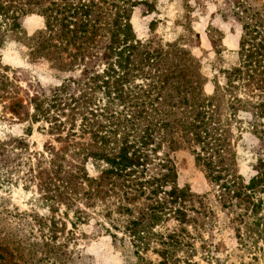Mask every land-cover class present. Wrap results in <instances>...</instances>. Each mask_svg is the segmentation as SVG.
<instances>
[{"label":"rangeland","instance_id":"rangeland-1","mask_svg":"<svg viewBox=\"0 0 264 264\" xmlns=\"http://www.w3.org/2000/svg\"><path fill=\"white\" fill-rule=\"evenodd\" d=\"M234 1L0 0V264H264L253 212L264 192L243 188L260 167L264 172V132L252 127L264 131V115L238 111L232 118L227 107L233 97L247 107L264 101V88L248 80L251 69L238 53L243 21L233 14ZM242 1L264 14V0ZM116 6L125 8L144 45L185 49L195 68L164 70L167 80L162 76L156 90L132 72L124 102L113 99V77L108 96L99 85L109 63L100 57ZM17 7L13 27L2 13ZM45 7L74 29L66 32L55 20L47 27ZM73 10L89 11L85 36L82 15ZM235 67L241 78L219 103L221 119L229 121L217 167L223 178L213 182L193 153L200 145L170 148L158 122L190 121L195 77L208 98ZM139 84L147 91H137ZM170 84L186 89L177 96ZM127 110L137 113L153 143L132 171L109 173L95 154L116 152L115 139L129 136L108 131L124 123ZM102 136L110 142L104 145Z\"/></svg>","mask_w":264,"mask_h":264},{"label":"trees","instance_id":"trees-1","mask_svg":"<svg viewBox=\"0 0 264 264\" xmlns=\"http://www.w3.org/2000/svg\"><path fill=\"white\" fill-rule=\"evenodd\" d=\"M52 6H58L55 2H51ZM145 5L148 9H153L151 3L145 2ZM82 7L86 8L87 5L81 4ZM118 11L116 12V18L114 19L111 30L109 43L105 45V51L101 54L100 60H104L106 63H109L107 68V78L102 81L99 87H107L106 94L109 96L111 91L114 93L113 99H118L119 102H124L123 98L125 95L124 89L122 88L124 84L130 82L129 75L135 76L132 72L137 73L143 78L142 80H149L147 85L150 86L155 83L162 76L163 81L167 80V75L164 74V70H168L171 67L174 69H186V68H195L196 62L194 58L189 55L185 49L174 46L172 49H163L158 46L153 49L146 44L142 43L136 38L135 32L133 30L132 24L130 22V17L126 12L125 8L122 6H116ZM121 7V8H120ZM0 8L3 9L0 5ZM7 8V7H6ZM234 12L233 14L237 17L238 20H242V34L239 41V50L238 53L243 57V67L251 69L252 73H247L249 81H255L258 89L264 88V14L259 10H256L249 6V4L242 0H235L233 2ZM76 9V8H75ZM22 12L21 8H16L13 10L12 14L4 11L2 15L6 18L11 19L13 27H19L17 22L19 12ZM52 8L45 7L43 8L44 15L47 18V27H51V23L55 20L62 29H65L66 32H71V29H74L75 23L71 20H65L62 22V19L57 17H52L50 13ZM82 17L80 24L82 26V32L88 31V27H92L91 19L88 18L89 11L82 10ZM9 15V16H8ZM72 17V15H68ZM52 21H49V20ZM70 25L72 28L70 29ZM167 47H172V44H166ZM172 55L173 57H170ZM194 62V63H193ZM155 71V73H152ZM259 71V72H258ZM226 86L219 87L215 89L213 95L208 98L202 96V92L198 90L200 79L198 76L195 77V86L192 87L193 96L191 109L193 111V117L191 116L190 121H185L181 118L159 121V126L162 127L163 131L166 130V135L170 137L166 138V142L171 145L170 148H180L184 144H193L200 145V150L197 152L193 150V153L196 156L198 164H201L205 167L207 173L206 176L210 181L218 182L223 177L221 175L222 170L217 169L219 163L224 160V152L227 149V137L224 134L227 131V125L229 126V121L222 120L220 117V100L224 94H232V88H235L234 81L241 78L242 69L240 67L232 68L231 70H226ZM259 77L256 78V75ZM113 79L111 91L109 88V79ZM157 78V79H156ZM156 79V80H154ZM114 84V85H113ZM169 87L173 90L175 95L179 96L180 93L185 91L184 84L172 85ZM135 88L137 91H147L142 85H136ZM159 88V87H158ZM162 88V87H161ZM156 90V87H155ZM171 91V90H170ZM130 92H132L130 90ZM170 93V92H169ZM168 94V93H167ZM159 96V95H158ZM169 99L173 98L172 94H169ZM232 97V96H231ZM204 100H207L205 103ZM230 100V99H228ZM227 105L229 109V115L234 118L238 111L250 112L254 118H259L264 115V101L254 104H249V107L245 106L244 102L238 97H233L232 100L228 101ZM35 111H40L39 106L35 104ZM138 112V111H137ZM119 116L121 113L118 114ZM137 113L133 111H128L123 116L124 123L118 120L117 123H112V129L108 130L113 136L117 131L125 130L126 133H130L129 136L123 139H115L117 145V151L106 153H97L95 157L98 160H103L109 167L107 170L109 173H121L130 169L133 170V167H136L141 164V161L147 158L148 147L152 144V139L149 138L150 134H145L144 131H147L146 127L142 126L143 124L140 121V118L136 116ZM119 116L117 118H119ZM147 119V118H146ZM226 121V122H225ZM110 126V125H109ZM167 127H170L167 130ZM255 132H264L263 130L257 129L256 126L252 125ZM141 132L143 133L140 136L134 135L133 133ZM173 133H179L176 138L172 137ZM109 136H102L101 141L109 143L110 140H106ZM128 137H131L129 140ZM191 145V146H193ZM114 150V148L112 149ZM152 150V149H151ZM261 164H263L261 162ZM261 173L257 174L255 177L251 178L249 183L246 186H243L246 190H249L250 193H254L255 190L258 192H264V172L260 167ZM264 170V169H263ZM171 171V170H169ZM223 187L224 184H222ZM239 190V189H238ZM236 196L239 195L237 190H234ZM172 195V193H171ZM253 212L256 216L255 225L258 226V235L259 238L264 241V213H261V210H264V200L259 198L257 203L253 204ZM159 211V210H157ZM158 213V212H157Z\"/></svg>","mask_w":264,"mask_h":264}]
</instances>
